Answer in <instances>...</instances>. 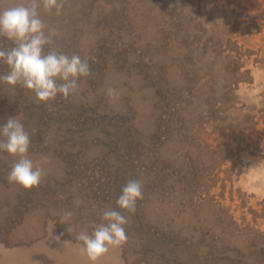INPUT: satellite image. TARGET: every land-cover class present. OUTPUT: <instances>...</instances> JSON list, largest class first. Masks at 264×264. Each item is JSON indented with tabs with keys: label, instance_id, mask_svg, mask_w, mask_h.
Instances as JSON below:
<instances>
[{
	"label": "rangeland",
	"instance_id": "rangeland-1",
	"mask_svg": "<svg viewBox=\"0 0 264 264\" xmlns=\"http://www.w3.org/2000/svg\"><path fill=\"white\" fill-rule=\"evenodd\" d=\"M263 10L264 0L41 6L54 47L87 59L91 75L47 102L0 82V126L17 117L45 171L37 187L9 183L18 157L0 151V264H90L75 236L109 207L128 219V239L96 264H264ZM129 180L142 183L135 212L116 204Z\"/></svg>",
	"mask_w": 264,
	"mask_h": 264
},
{
	"label": "clouds",
	"instance_id": "clouds-1",
	"mask_svg": "<svg viewBox=\"0 0 264 264\" xmlns=\"http://www.w3.org/2000/svg\"><path fill=\"white\" fill-rule=\"evenodd\" d=\"M41 6L45 12L52 13L54 9L55 14L60 15L63 0H23L0 10V37L13 44L8 49L0 48V61L9 69L6 74L0 75V82L9 86L19 84L32 91L39 101L54 100L58 94L67 99L79 91L80 78L91 75L90 63L78 54L69 56L54 47V38L59 33L41 18ZM106 95L115 102L120 93L109 87ZM0 137V151L18 157L7 176L8 182L24 188L39 186L45 171L27 156L31 139L24 124L17 117L8 118L0 126ZM260 167L264 168V164ZM138 199H143L142 183L129 180L116 204L120 209L135 212ZM75 203L79 206L82 201L76 200ZM72 216V211H65L63 219L70 221ZM102 221L91 234L80 231L75 236L76 241L81 242L80 253L88 258L90 264H96L111 248L121 247L128 239L125 229L128 219L120 211L105 208ZM65 224L70 225L67 231L72 233L74 225Z\"/></svg>",
	"mask_w": 264,
	"mask_h": 264
},
{
	"label": "trees",
	"instance_id": "trees-1",
	"mask_svg": "<svg viewBox=\"0 0 264 264\" xmlns=\"http://www.w3.org/2000/svg\"><path fill=\"white\" fill-rule=\"evenodd\" d=\"M256 16H259L260 18H261V16H264V10L261 12V13H259V14H257ZM255 16V17H256ZM264 20V19H263ZM253 22H256V21H253ZM256 24V23H255Z\"/></svg>",
	"mask_w": 264,
	"mask_h": 264
}]
</instances>
